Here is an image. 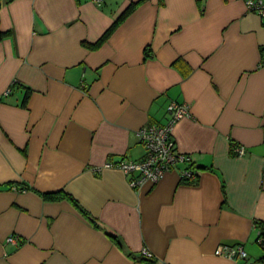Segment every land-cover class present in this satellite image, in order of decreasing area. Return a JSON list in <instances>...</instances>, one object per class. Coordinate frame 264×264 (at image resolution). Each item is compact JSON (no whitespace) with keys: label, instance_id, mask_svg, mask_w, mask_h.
<instances>
[{"label":"crops","instance_id":"1","mask_svg":"<svg viewBox=\"0 0 264 264\" xmlns=\"http://www.w3.org/2000/svg\"><path fill=\"white\" fill-rule=\"evenodd\" d=\"M247 1L0 0V264H264V26ZM171 102L190 107L174 139L198 179L179 166L134 189L116 166L144 158L138 132ZM234 245L246 259L215 254Z\"/></svg>","mask_w":264,"mask_h":264},{"label":"built area","instance_id":"2","mask_svg":"<svg viewBox=\"0 0 264 264\" xmlns=\"http://www.w3.org/2000/svg\"><path fill=\"white\" fill-rule=\"evenodd\" d=\"M97 6H101L104 0H94ZM246 6L249 12L259 15L264 26V0H248ZM10 91H8L9 93ZM168 120L164 125H150L138 132L140 144L144 147L145 155L140 161H124L116 167L130 177V186L140 188L147 182L159 183L168 172L183 166L181 179L184 184H193L198 177L194 168L192 157L178 150L174 139V128L182 119L190 117V107L187 104L171 102L167 106ZM232 151L237 156H243L245 149L234 146ZM22 243L20 237L11 235L6 239V244L18 246ZM258 245L263 246L264 240L258 238ZM215 254L233 260L247 258V253L242 245L221 246ZM141 256L152 259L153 255L144 249Z\"/></svg>","mask_w":264,"mask_h":264},{"label":"trees","instance_id":"3","mask_svg":"<svg viewBox=\"0 0 264 264\" xmlns=\"http://www.w3.org/2000/svg\"><path fill=\"white\" fill-rule=\"evenodd\" d=\"M139 5V3H136V4H131L127 10L118 18V20L113 24V26L104 34V36L102 37V39L97 43V47L99 45H101L105 40L108 39V37L114 32V30L118 27V25L123 22L136 8L137 6ZM4 37V34H1L0 33V40H2ZM234 146V145H233ZM65 197V196H64ZM44 198L48 201H57V200H60V199H63V197L60 195V194H46L44 195ZM68 198L70 201L74 202L72 200V198L70 197H66ZM76 206H78L77 203H75ZM79 207V206H78ZM258 225L260 226L261 228V234H260V238H262L264 240V227L262 228L261 224L258 223ZM112 236V235H111ZM112 238L114 240H116V238L114 236H112ZM264 244V243H263ZM261 248L264 249V245L263 246H260ZM264 262V258L262 260Z\"/></svg>","mask_w":264,"mask_h":264}]
</instances>
